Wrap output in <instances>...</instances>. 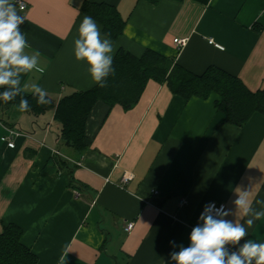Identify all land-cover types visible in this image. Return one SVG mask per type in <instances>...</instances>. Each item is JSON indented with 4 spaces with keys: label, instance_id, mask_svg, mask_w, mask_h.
Listing matches in <instances>:
<instances>
[{
    "label": "crops",
    "instance_id": "0c3cea01",
    "mask_svg": "<svg viewBox=\"0 0 264 264\" xmlns=\"http://www.w3.org/2000/svg\"><path fill=\"white\" fill-rule=\"evenodd\" d=\"M87 1L115 6L126 21L117 40L97 23L101 40L114 49L110 55L121 48L136 57L152 50L194 74L217 67L253 92L264 90V0H13L25 18L26 54L40 52V70L21 74L22 92L33 94L39 85L58 103L96 86L86 61L74 55ZM175 39H187L186 46L179 50ZM217 99L187 101L149 81L130 109L104 102L94 107L84 153L60 141L53 110L34 117L18 107L5 109L0 234L6 225L20 227L38 264H176L171 254L190 245L193 227L203 224L201 213L214 203L226 206L225 220L248 232L239 244L225 245L229 254L248 239L264 243V216L251 228L246 224L264 212V116L253 115L243 127L228 125L214 107ZM12 133L14 149L2 140ZM57 154L84 185L80 197L68 171L45 168ZM126 173L133 179L123 184ZM242 193L251 208L247 216L233 203Z\"/></svg>",
    "mask_w": 264,
    "mask_h": 264
},
{
    "label": "trees",
    "instance_id": "16d2710c",
    "mask_svg": "<svg viewBox=\"0 0 264 264\" xmlns=\"http://www.w3.org/2000/svg\"><path fill=\"white\" fill-rule=\"evenodd\" d=\"M145 1L156 5L161 0ZM82 12L101 25L103 34H109L107 38L117 40L123 35L126 21L115 6L87 1L82 6ZM113 68L115 74L110 73L101 81L107 83V87L96 85L87 91L64 97L58 103L44 95L49 103L40 106L36 102L39 94L34 96L22 91L7 103L0 99V116L5 109L18 107L21 97L26 98L30 105V110L24 112L34 117L53 110L55 121L61 125L60 141L77 153H84L88 149L87 122L99 102L130 109L138 103L148 82L152 80L165 84L172 94L187 101L192 98L207 100L216 95L218 99L214 107L225 114L228 125L243 127L253 115L264 116V90L253 92L238 77L217 67H209L197 75L155 51L147 50L141 57H136L121 48L114 57ZM3 91L5 88H0V93ZM45 168L56 173L68 171L71 188L80 192L85 190L84 185L72 175L70 162L60 154L51 158ZM22 237L20 227L14 224L3 227L0 234V264H38L37 256L22 243Z\"/></svg>",
    "mask_w": 264,
    "mask_h": 264
},
{
    "label": "clouds",
    "instance_id": "9594fccd",
    "mask_svg": "<svg viewBox=\"0 0 264 264\" xmlns=\"http://www.w3.org/2000/svg\"><path fill=\"white\" fill-rule=\"evenodd\" d=\"M24 17L17 12L13 0H0V88L5 91L0 93V99L5 103L14 100L22 91L21 74L28 73L38 68L40 52L34 55L25 52L29 48L24 33L20 26L24 23ZM79 38L75 39L74 55L76 60L86 61L88 72L95 85L101 88L107 87V83H101L111 73L113 68L114 49L109 40H101L100 28L97 22L90 16H85L78 29ZM109 37V34L105 33ZM46 90L39 85H33V95L39 94L37 105L43 106L49 103L44 99ZM19 111H29L30 105L26 98L21 97ZM234 205L243 209L247 216L251 211L247 200V193L238 195L233 201ZM211 205L206 206L199 219L202 225L193 227L190 233V245L180 247L178 252L171 254V259L176 264H264V243L252 239L239 247L238 251L229 252L225 245H237L248 236L247 229L240 223L225 220L228 211H219V218L210 214ZM264 212H256L254 219H248V228L253 227L254 220H260Z\"/></svg>",
    "mask_w": 264,
    "mask_h": 264
},
{
    "label": "built area",
    "instance_id": "2783aa9c",
    "mask_svg": "<svg viewBox=\"0 0 264 264\" xmlns=\"http://www.w3.org/2000/svg\"><path fill=\"white\" fill-rule=\"evenodd\" d=\"M18 3H19V8L21 10H25L27 8L26 3L22 2V1H18ZM174 43L177 45V47H178L179 50H182L186 46V44H187V39H175L174 40ZM209 43L210 44H213L215 47H217L220 50H223L224 49L222 46H220L218 44H215V42H214L213 39H210ZM2 140L8 145L9 148H11V149H14L15 148V143L13 141V133L10 136H8V137H4ZM132 179H133V176L130 173H126V174H124V176L122 178V183L123 184H127ZM74 192H75V195L77 197H80L81 196L80 195V192L78 190H74ZM155 194H157V193L155 192ZM184 203L185 202L183 201V204ZM225 208H226L225 205H217V204H214L213 203V204H211L210 214L213 215L214 218H219V216H218V210L219 211H225ZM134 226H135V224L133 222L128 223L126 225V227H125V230L127 232H130L134 228Z\"/></svg>",
    "mask_w": 264,
    "mask_h": 264
}]
</instances>
